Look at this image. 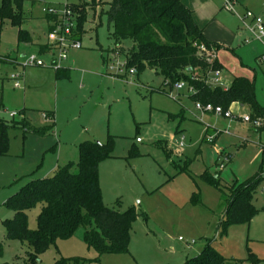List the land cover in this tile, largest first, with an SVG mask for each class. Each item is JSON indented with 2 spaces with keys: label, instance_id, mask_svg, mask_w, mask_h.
I'll return each mask as SVG.
<instances>
[{
  "label": "rangeland",
  "instance_id": "1",
  "mask_svg": "<svg viewBox=\"0 0 264 264\" xmlns=\"http://www.w3.org/2000/svg\"><path fill=\"white\" fill-rule=\"evenodd\" d=\"M85 1L25 0L21 26L6 22L0 32V119L25 120L50 133L48 138L28 135L23 144L22 130H10L9 156L0 157V264H24L30 251L27 243L5 237L4 222L14 215L6 206L8 198L32 179L52 175L58 166L76 164L81 142L106 143L109 136L114 140L113 158L99 167L103 202L120 212L136 208L139 217L131 229L129 253L103 255L92 264H187L208 245L225 258L222 264H264V180L252 198L259 212L249 223L224 228L229 220L227 188L241 187L255 177L264 158V130L242 120L251 115L250 109L233 105L230 119L204 114L187 86L183 90L163 86V77L149 69L131 74L110 38L108 18L101 14L107 5L98 9L96 24L88 9L79 40L82 48H70L60 62L61 68L70 69L69 78L56 80L53 62L59 60V51L40 52L41 46L50 45L43 11L77 5L81 12ZM193 2L194 17L205 28V36L220 45L222 89L236 77L247 78L264 108V38L258 40L243 21L248 12L264 17V0ZM20 30L27 31L33 42H19ZM132 46L130 40L121 44L125 50ZM31 56L45 66H26ZM12 75L21 76V88L15 87ZM206 131L209 137L204 139ZM227 156L229 163L224 162ZM206 171L219 177L220 189L205 182ZM39 212L37 207L28 213L31 229L37 227ZM83 235L80 229L71 240L58 241L41 255L40 264L97 258Z\"/></svg>",
  "mask_w": 264,
  "mask_h": 264
},
{
  "label": "trees",
  "instance_id": "2",
  "mask_svg": "<svg viewBox=\"0 0 264 264\" xmlns=\"http://www.w3.org/2000/svg\"><path fill=\"white\" fill-rule=\"evenodd\" d=\"M24 0H2L0 6V32L6 22L20 27L25 20ZM107 5L101 12L108 18L111 27L110 38L118 47L116 52L125 57L126 69L142 73L149 69L163 77V86L176 87L184 83L194 92L190 98L195 103L213 104L225 111L239 104L250 109L252 118L264 120V108L255 98L254 83L244 77H236L227 90L206 83L210 71L222 70L221 64L208 61L201 47L211 54L218 53L220 45L209 42L202 29L194 21L193 13L182 0H107L79 6L68 5L77 19V27L72 39L79 41L85 33L87 10ZM80 14V15H79ZM46 15V14H45ZM51 23L52 17L46 15ZM52 25L50 26V31ZM19 42L31 43L27 31L20 30ZM133 43L131 49L121 48L123 41ZM50 50L41 46V52ZM56 78H69V71L56 69ZM21 129L22 141L28 135L46 138L49 128H36L25 120L7 121L0 119V157L9 156L11 148L10 130ZM264 130V125L258 131ZM209 137L206 131L204 139ZM168 155L167 147L164 149ZM114 140L112 136L106 143L85 140L79 144V160L58 167L52 175L42 179H32L17 193L11 195L6 206L14 215L4 222L6 239L27 243L24 264H40V257L58 241H69L80 230H84V242L98 257L89 260L82 257L61 258L54 264H92L99 262L103 255H122L129 253L131 229L139 217L136 208L125 212L105 206L100 185V164L113 158ZM76 170V171H75ZM264 158L259 173L241 187L227 188L226 226L235 222L249 223L259 210L252 203L257 185L263 181ZM203 178L206 183L220 189L219 177H210L208 171ZM196 196V195H194ZM40 207L37 227L31 229L28 213ZM1 250V246H0ZM225 258L208 245L201 254L187 264H222Z\"/></svg>",
  "mask_w": 264,
  "mask_h": 264
},
{
  "label": "built area",
  "instance_id": "3",
  "mask_svg": "<svg viewBox=\"0 0 264 264\" xmlns=\"http://www.w3.org/2000/svg\"><path fill=\"white\" fill-rule=\"evenodd\" d=\"M225 8L227 10H230V4L227 2L225 5ZM46 15L52 17L51 25L52 29L50 31V39L53 41V46L56 50L59 51V60H55L53 62V68L60 69V62L67 59L68 50L70 48L73 49H81L82 45L79 41H74L72 39L73 32L77 27V19L75 14L72 12L70 8H68V5L63 11H58L53 8L44 9L43 11ZM251 19V23L248 25L247 21ZM243 21L246 24V27L251 31V33L258 39L262 40L264 38V17L263 16H257L254 15L251 12H248L244 18ZM248 42V41H246ZM201 51L203 52V55L205 54L206 57H208V61L212 62L216 60V54H211L205 47H201ZM26 66H36V67H44L45 64L42 60H40L36 56H31L26 59ZM124 67L126 68V63H124ZM124 71L123 69H119V73L122 74ZM129 72L131 74H136V70L130 69ZM221 71H210L206 80V83L212 86H220L222 87L223 82L220 77ZM21 76L19 75H12L11 79L14 80V84L16 88H21L20 83ZM186 84L180 83L177 84L178 90H183L185 88ZM189 90L193 93L194 90L192 88H189ZM197 110L204 114H214L217 116H222L225 118H232L233 114L227 110L225 111L220 106H214L213 104H202V103H196ZM16 116L15 113L10 114L11 118H14ZM244 123L250 124L253 128L256 130L263 127V119L262 118H252L251 115H246L242 118ZM213 140L214 138L211 136L210 138ZM137 142H140L138 139ZM231 161V156H227L224 158L225 163H229ZM221 168H223V165H221ZM262 179L264 180V172L262 173ZM180 242H184L183 238H179ZM195 242L188 243L189 246L194 245Z\"/></svg>",
  "mask_w": 264,
  "mask_h": 264
},
{
  "label": "crops",
  "instance_id": "4",
  "mask_svg": "<svg viewBox=\"0 0 264 264\" xmlns=\"http://www.w3.org/2000/svg\"><path fill=\"white\" fill-rule=\"evenodd\" d=\"M25 1V0H24ZM91 1L92 0H88L87 2L85 1L84 3L85 4H90L91 3ZM183 1V4L188 8V9H190L191 11H192V13H193V18H194V21H195V23L197 24V26L200 28V29H202V31H203V34H204V31H205V28L203 27V25L201 24V22L200 21H198L197 19H195V17H194V12H195V7L193 6V0H182ZM96 2L98 3V2H106V1H104V0H96ZM211 2V1H210ZM25 3V2H24ZM104 6V5H103ZM102 6H97L96 7V9L95 10H93V9H91V11H93L94 12V18H93V24H96V15H97V11H98V9H100ZM88 11V10H87ZM46 19L48 20V18H47V16H46ZM48 22H49V20H48ZM7 23H9V22H7ZM10 24V23H9ZM49 26H51V23L49 22ZM204 36H205V34H204ZM205 38L207 39V37L205 36ZM49 39H50V36H49ZM208 40V39H207ZM209 42H211V43H215V42H212V41H210V40H208ZM32 42H33V39H32ZM31 42V43H32ZM80 42V41H79ZM53 41L50 39V45H46V46H49L50 47V50H52V49H55V47L53 46ZM215 44H217V43H215ZM219 45V44H218ZM50 50H48L47 52H45V53H48V52H50ZM77 50H79V49H77ZM40 52H41V47H40ZM42 53V52H41ZM24 57V56H23ZM216 60L220 63V61H219V59H218V53H216ZM8 61H10L9 60V58H8ZM55 61V60H54ZM2 62H4V61H2ZM6 62V61H5ZM221 64V63H220ZM222 66V65H221ZM62 69H64V70H68L69 71V74H70V69H68V68H62ZM222 70H223V67H222ZM222 70H220V71H222ZM55 77H56V71H55ZM56 80H59V79H57L56 78ZM223 82V81H222ZM214 87H220V86H214ZM220 88H222V87H220ZM227 90V89H226ZM234 105H239V104H234ZM233 106V105H232ZM263 123H264V120H263ZM258 131V130H257ZM48 138V137H47ZM26 141H27V139H26ZM25 142H23V144H24ZM54 147H55V145H51L50 146V149H54ZM59 167V166H58ZM57 169V168H56ZM55 169V170H56ZM54 170V171H55ZM53 171V172H54ZM48 177V176H47ZM46 178V177H45ZM84 236V235H83Z\"/></svg>",
  "mask_w": 264,
  "mask_h": 264
}]
</instances>
